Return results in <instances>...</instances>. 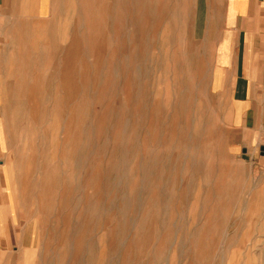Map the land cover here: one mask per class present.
<instances>
[{"label":"rangeland","instance_id":"obj_1","mask_svg":"<svg viewBox=\"0 0 264 264\" xmlns=\"http://www.w3.org/2000/svg\"><path fill=\"white\" fill-rule=\"evenodd\" d=\"M193 13L54 0L26 19L1 67L0 264H264V129L217 108Z\"/></svg>","mask_w":264,"mask_h":264},{"label":"crops","instance_id":"obj_2","mask_svg":"<svg viewBox=\"0 0 264 264\" xmlns=\"http://www.w3.org/2000/svg\"><path fill=\"white\" fill-rule=\"evenodd\" d=\"M54 0H0L1 67L10 43L23 38L26 19L50 18ZM199 1V0H198ZM193 13L196 31L210 47V90L217 108H229L234 126L262 138L264 129V0H204ZM0 117V256L10 245L11 207L5 176L6 143Z\"/></svg>","mask_w":264,"mask_h":264},{"label":"water","instance_id":"obj_3","mask_svg":"<svg viewBox=\"0 0 264 264\" xmlns=\"http://www.w3.org/2000/svg\"><path fill=\"white\" fill-rule=\"evenodd\" d=\"M262 150V149H261Z\"/></svg>","mask_w":264,"mask_h":264}]
</instances>
